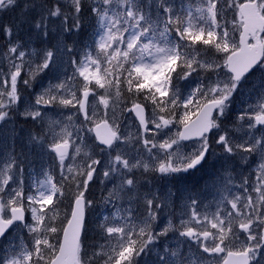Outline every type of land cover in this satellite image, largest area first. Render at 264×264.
Returning a JSON list of instances; mask_svg holds the SVG:
<instances>
[{
    "label": "snow or ice",
    "instance_id": "snow-or-ice-1",
    "mask_svg": "<svg viewBox=\"0 0 264 264\" xmlns=\"http://www.w3.org/2000/svg\"><path fill=\"white\" fill-rule=\"evenodd\" d=\"M0 264H264V0H0Z\"/></svg>",
    "mask_w": 264,
    "mask_h": 264
},
{
    "label": "rangeland",
    "instance_id": "rangeland-1",
    "mask_svg": "<svg viewBox=\"0 0 264 264\" xmlns=\"http://www.w3.org/2000/svg\"><path fill=\"white\" fill-rule=\"evenodd\" d=\"M63 60L65 61V63L63 65H61L59 67V72L62 73L64 68H68L69 73H71L72 69L70 67H68L67 65V60L68 57L67 55H63ZM57 72H51L48 73L47 75L41 74V77L38 78V80L36 81V87L32 88V89H28L29 92H38L40 91L43 87H46L50 82H55L52 80V77L57 75ZM253 80H257L256 77H253ZM22 87V85H21ZM25 99L28 98L27 93L24 94ZM246 98V97H245ZM219 152H217V154L214 156V158L211 160V162L209 163L208 166L203 167V169L200 171L202 172L199 175L196 176H191V175H187V174H183L181 177H179V188L181 189V191H183L185 188H190V189H194L197 192H203V195L201 196V199L203 200V202L205 204L212 202L213 200V196L212 194L207 190L208 188H210L211 183H212V178L217 174V172L221 169V161L218 158L216 161V165H214V160L217 156H219ZM31 161H33V167H35L36 169H38L40 167V164L43 163H47L48 162V156L44 155L43 157H30L29 158ZM199 173V172H198ZM162 185H165L164 187H161ZM110 186V185H109ZM197 186V187H196ZM157 188H163L164 190H167L168 188H171V185H166L164 184L163 181H159L156 184ZM103 188L104 186L99 184L98 182L96 184H94L91 189H90V195L89 198L94 199L96 201H99L100 197L102 195H106L105 192H103ZM67 205H64V207H66ZM111 206H103L100 203H97L94 208L89 210L88 213V219H91V229H90V234H97L95 229H96V222L100 219L101 217V213L103 214H109V212L111 211ZM170 217L167 216V214L162 215L159 220L157 221V224L159 227L164 226L168 219ZM175 223H178V219L174 220ZM95 231V233H94ZM95 237V235H94ZM97 237V235H96ZM95 237V238H96ZM97 239V238H96ZM147 259V258H145Z\"/></svg>",
    "mask_w": 264,
    "mask_h": 264
},
{
    "label": "trees",
    "instance_id": "trees-1",
    "mask_svg": "<svg viewBox=\"0 0 264 264\" xmlns=\"http://www.w3.org/2000/svg\"><path fill=\"white\" fill-rule=\"evenodd\" d=\"M89 230V228H88ZM88 239H89V242H93L94 240H96V238L94 236H92L91 234H89V231H88Z\"/></svg>",
    "mask_w": 264,
    "mask_h": 264
}]
</instances>
